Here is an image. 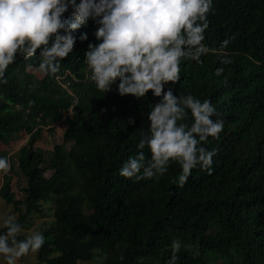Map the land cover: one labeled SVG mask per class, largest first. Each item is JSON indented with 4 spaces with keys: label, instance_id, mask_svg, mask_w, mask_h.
Segmentation results:
<instances>
[{
    "label": "trees",
    "instance_id": "trees-1",
    "mask_svg": "<svg viewBox=\"0 0 264 264\" xmlns=\"http://www.w3.org/2000/svg\"><path fill=\"white\" fill-rule=\"evenodd\" d=\"M230 2L213 0L205 43L219 49L234 36L224 49L233 63L221 65L219 53L202 57V65L186 60L175 86L176 95L210 100L227 126L204 145L218 150L212 175L198 166L183 188L172 182L180 173L175 163L159 179L119 175L147 131L157 102L151 93L144 100L129 96L130 110L116 90L102 97L73 84L74 97L60 86L76 70L74 54L95 43L92 22L77 32H87L88 40L77 39L75 52L61 62L62 79L26 72L21 57L10 66L8 83L0 84V146L12 150L24 132L29 139L15 156L0 151L13 165L0 196L19 212L24 229L31 215L43 216L45 204H54L38 262L167 264L178 239L192 248H181L177 264H264V0ZM30 62L38 65V57ZM219 67L225 72L217 77ZM72 104L74 117L66 118ZM59 122L67 125L63 143L46 154L36 146L42 127ZM16 172L26 180L21 200L12 187Z\"/></svg>",
    "mask_w": 264,
    "mask_h": 264
},
{
    "label": "clouds",
    "instance_id": "clouds-1",
    "mask_svg": "<svg viewBox=\"0 0 264 264\" xmlns=\"http://www.w3.org/2000/svg\"><path fill=\"white\" fill-rule=\"evenodd\" d=\"M220 1L231 7L230 0ZM214 14L213 0H0V84L8 83L7 72L17 57L26 62V72L62 79L61 62L75 52L77 39L88 40L87 32L79 37L77 32L92 22L95 43L93 39L85 50L74 54L76 70H68L70 80L60 81V86L74 97L73 84L102 97L116 90L127 102H131L129 96L144 100L151 93L157 102L150 107L147 131L137 144L139 151L123 163L119 175L136 182L159 179L175 163L180 173L172 182L183 188L198 166L212 175L218 150L204 145L210 138L219 140L227 127L210 100L202 101L191 93L175 94L184 61L202 65V57L219 53L221 65L233 63L224 49L234 36L219 49L205 43L209 17ZM34 57L38 65L30 62ZM224 72L219 67L214 75ZM131 104L133 110L134 100ZM73 109L74 104L66 118L74 117ZM134 123L133 118L127 121L130 126ZM59 124L64 126L62 142L49 151L38 145L43 132L54 133ZM42 128L36 146L47 154L63 143L67 125L59 122ZM12 166L8 157H0V177L8 175ZM0 227L2 264H19L46 243L42 232L26 233L14 215L0 216ZM170 247L167 264H177L181 248L192 245L174 239Z\"/></svg>",
    "mask_w": 264,
    "mask_h": 264
},
{
    "label": "rangeland",
    "instance_id": "rangeland-1",
    "mask_svg": "<svg viewBox=\"0 0 264 264\" xmlns=\"http://www.w3.org/2000/svg\"><path fill=\"white\" fill-rule=\"evenodd\" d=\"M40 75V74H38ZM54 133L49 132V131H44L43 132V139H41L38 142V145L49 151L52 149L55 143H61L62 141V134L64 132V126H61V124L55 126L54 128ZM23 138L21 141H18L13 144L12 150H10L7 146H0V151H9L10 155L13 156V154L18 151V149L21 147L22 144H25L27 141L28 135L26 133L22 134ZM52 172H47V176H51ZM3 177V176H2ZM2 177H0V187L2 185ZM26 186V180L23 178L22 174L20 172H16L13 178V191L17 196V199H23L25 197V194L23 192V187ZM53 203H48L45 204V211L43 216H39L36 214H33L29 218V223L31 227L30 228H25V232H30V231H40L43 232L45 229L51 227V225L54 223L55 217H54V210H53ZM23 211H25V207L22 208ZM13 207L6 205L5 201L2 199L0 196V216L6 215V214H11L14 215L16 218L19 217V212L18 213H12ZM1 228V227H0ZM37 258V253L35 254H30L28 256L23 257L20 259L19 264H44L38 262ZM212 261V260H211ZM101 262H90L88 264H100ZM2 264V262H0ZM84 264V263H81ZM221 264V263H220Z\"/></svg>",
    "mask_w": 264,
    "mask_h": 264
}]
</instances>
